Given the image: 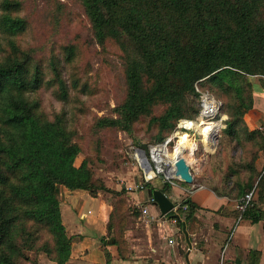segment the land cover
Returning <instances> with one entry per match:
<instances>
[{"label":"trees","instance_id":"obj_1","mask_svg":"<svg viewBox=\"0 0 264 264\" xmlns=\"http://www.w3.org/2000/svg\"><path fill=\"white\" fill-rule=\"evenodd\" d=\"M52 1L59 6V0ZM75 1L92 41L104 51H118L124 97L113 108L114 116L94 115L87 135L94 138L95 155L87 154L77 167L85 136L64 111H47L41 93L52 90L67 103L72 90L83 93L86 86L81 89L74 76L69 84L54 54L45 64L36 48L23 47L20 37L29 27L21 16L23 2L0 0V264H20L30 253L67 264L74 237L63 222L64 191L114 196L107 234L126 259L125 229L129 217L140 214L126 190L112 192L95 178V163L103 162L101 135H134L147 121L157 131V144L165 142L182 120L199 116L201 93L226 101L220 144L242 151L239 159H231L221 188H209L241 206L248 193L264 184V171L256 164L264 158V132L250 131L245 121L254 104L252 79L264 80V0ZM63 55L72 65L76 48L64 47ZM175 207L167 216L190 232L200 208L188 198ZM234 216L264 225V209L257 202ZM106 256L109 262L107 250ZM247 259L260 264V253L248 251Z\"/></svg>","mask_w":264,"mask_h":264},{"label":"crops","instance_id":"obj_2","mask_svg":"<svg viewBox=\"0 0 264 264\" xmlns=\"http://www.w3.org/2000/svg\"><path fill=\"white\" fill-rule=\"evenodd\" d=\"M252 82L254 104L245 121L250 131L264 132V80L255 77ZM215 136H211L210 140L204 139L205 143L210 145ZM82 161L75 165L79 167ZM257 163V166L264 165V158L260 157ZM123 180L128 182H123L119 190L114 188V181L103 178L112 192L126 190L130 205L137 208L140 214L129 217L125 229L129 255L121 259L117 247L113 245V237L107 234L109 216L116 201L111 193L102 192L92 197L84 191H64L63 222L68 234L74 237L67 264H248V251L259 252L260 264H264L263 222L253 224L235 217L234 213L239 209L238 201L219 197L206 185H199L200 189L194 183L171 186L167 195L175 205L188 198L200 208L195 214L196 221L190 224V232H187L150 204L149 188L140 189L145 181L143 175L129 170ZM150 186L161 188L163 181L155 178ZM191 188L197 190L193 194L186 193ZM254 202L260 203L264 209V184L257 186ZM144 209H148L157 220L148 223ZM106 250L110 255L109 262ZM20 264L56 263L44 254L37 256L30 253L28 259Z\"/></svg>","mask_w":264,"mask_h":264},{"label":"rangeland","instance_id":"obj_3","mask_svg":"<svg viewBox=\"0 0 264 264\" xmlns=\"http://www.w3.org/2000/svg\"><path fill=\"white\" fill-rule=\"evenodd\" d=\"M22 2L21 16L26 18L29 27L26 33L20 37V44L23 47L36 48L39 58L45 64L54 54L62 62L64 79L70 84L74 76L79 79L81 89H83L84 84L86 86L83 93L80 90H72L71 98L67 103L60 102L52 90L44 89L41 93L43 105L47 111H64L68 121L73 122V124L76 122L80 134L85 136V141L82 143L84 153L79 155L76 160V163H79L84 160L87 154L95 155L94 138L87 135L94 115L114 116L113 108L124 97L122 62L115 48L104 51L92 41L89 33V23L77 1L59 0V6L56 4L58 7L52 0H22ZM66 46L76 48L75 61L72 65L67 64L64 60L63 48ZM213 98L226 102L223 98ZM84 108L88 110L85 114L81 111ZM160 112L161 108L157 110L156 114ZM71 117L74 119H71ZM198 117L175 128L174 132L168 137L173 136V141L168 146L169 148L166 146V152L168 155H177L170 158L173 164L180 158L185 161L188 159L193 160L191 168L195 177V187L206 185L221 188V180L227 172V167L231 164V159H239L242 151L220 144L222 129L225 126L224 122L227 117L225 112H221L220 117L217 119L220 124L224 119L222 127L219 126V139L216 141L215 136L210 145H208V141H206L208 144L205 143L204 131L202 130L204 128L203 120L200 117L197 121ZM218 123L216 122V124ZM147 126V121L139 124L134 135L125 132H106L102 134L101 158L103 162L97 161L95 163V178L102 181L103 178L114 181V188L119 190L122 188L121 184L123 182L127 184L128 181H124L123 177L129 170H134L145 178L146 173L137 159L136 150L143 144L148 147L157 144L155 140L157 131L151 130ZM187 129H192V131L187 132ZM207 132L208 130H206ZM176 134H181L187 139L183 140L181 136L177 138ZM191 142L195 145V150L193 149L195 155L191 151ZM218 151L220 155L216 154ZM257 167L261 172L264 171V165H258ZM154 172L157 174L155 167ZM152 182L153 180L147 184ZM177 183H179V186L184 184L180 181H177ZM132 186L135 189L133 182Z\"/></svg>","mask_w":264,"mask_h":264},{"label":"built area","instance_id":"obj_4","mask_svg":"<svg viewBox=\"0 0 264 264\" xmlns=\"http://www.w3.org/2000/svg\"><path fill=\"white\" fill-rule=\"evenodd\" d=\"M201 95H202V96H201V108H202V111H201V113L199 114V117H198L197 121L200 119V117L203 116V114H204V112H205V103H206L207 100H212L213 102H215V103L218 104V108H219V109H218V111H217L218 113H217L216 116H215L216 118L220 117L221 112H225V102H223L222 100H216L215 98H213L211 95H209V94H207V93H201ZM220 110H221V112H220ZM222 114H223V113H222ZM205 116H206V115H205ZM205 116H204V117H205ZM187 121H188V120H182V121L178 124V127H180L183 123H186ZM223 122H224V119L221 121V127H222V123H223ZM221 127H220V128H221ZM190 131H192V129H187V132H190ZM219 131H220V129H219ZM172 137H173V136H172ZM172 137L168 138L167 141H166L165 143H163V144H166L167 147H168V146L172 143V141H173ZM163 144H156V145H153V146H150V147H149V156H148V163H147V166L149 167V169H151V170H153V171H154V167H155V169L157 170V174H158V175L166 176V177H167V175H166V173H165V170L168 168V165H165V164L162 165L163 170H162V171H159L158 168H157L156 160H155V159H156V156H154V151H155L157 148H159L161 145H163ZM168 148H169V147H168ZM136 151H137V156H138L139 149H137ZM137 159H138V158H137ZM138 161L140 162V159H138ZM175 164H176V163H175ZM175 164H173V167H174V173H175V171H176ZM140 165H141V164H140ZM143 169H144V168H143ZM144 170H145V169H144ZM145 173H146L145 181H144L143 185L140 186V189H145V185H146L148 182H150V181H152L153 179H155V178L158 177V175L155 173V177H154L153 179H149V178H147V171H146V170H145ZM165 181H167L172 187L178 185L177 181L182 182V181H181L180 179H178L176 176H175V177H171V178H168V177H167V179H166ZM182 183H184V182H182ZM200 188H202V187H199V188H197V189H200ZM197 189H195V188H191L190 190H187L186 193H188V194H193ZM255 191H256V189L253 190L252 192L248 193V194L245 196V198L243 199V201H244V205H241V206L239 205V209H240V210H244L246 206H248V205H250L251 203L254 202ZM150 204L153 205V200H152V199H150ZM182 208H183L184 211L187 210V206H183ZM177 209H178V207H175L173 211L176 212ZM143 214L146 216V221H147L148 223H152V222H154V221L157 220V218H156L155 216H153V215L150 214V212L148 211V209H144V210H143ZM173 222H174L175 224L178 223V221H177L176 219L173 220ZM170 243H173V241L170 240Z\"/></svg>","mask_w":264,"mask_h":264},{"label":"water","instance_id":"obj_5","mask_svg":"<svg viewBox=\"0 0 264 264\" xmlns=\"http://www.w3.org/2000/svg\"><path fill=\"white\" fill-rule=\"evenodd\" d=\"M227 120V117H226ZM219 139V132L216 135V141ZM139 152L143 154V159L140 160L141 166L148 171L149 167L148 156H149V147L146 144H143L139 147ZM175 176L180 179L182 182L192 185L194 183V176L191 170V166L187 164V162L180 158L176 164ZM158 180L163 181V187L158 188L154 186H150L148 189V194L150 198L153 200V206L157 207L162 216H167L171 212H173L175 208V204L168 197L167 192L171 188V185L165 181L167 179L166 176L157 177Z\"/></svg>","mask_w":264,"mask_h":264},{"label":"bare ground","instance_id":"obj_6","mask_svg":"<svg viewBox=\"0 0 264 264\" xmlns=\"http://www.w3.org/2000/svg\"><path fill=\"white\" fill-rule=\"evenodd\" d=\"M218 104L213 102L212 100H207L205 103V112L203 114V116L201 117V119L203 120V127L207 128L204 129L202 128V130L204 131V139L206 140H210L211 136L217 135V133L219 132V126L221 127L220 121H217L218 118H216V114L218 113ZM206 115V116H205ZM205 116V117H204ZM216 122L218 124H216ZM206 130H208V132L206 133ZM174 143V142H173ZM191 151L194 153L195 149H194V143L191 142ZM166 144L164 146H160L159 148H157L154 151V156H156V163H157V168L159 171H162V165H168V168L165 170V173L167 175L168 178L171 177H175V173H174V167H173V163L171 162L172 157H176L177 155H168L166 152ZM215 148V147H212ZM175 149V148H174ZM173 149V150H174ZM194 149V150H193ZM195 155V153L193 154ZM138 159L142 160L143 159V154L141 152L138 153ZM187 164L189 166H191V163L193 162L192 159H188ZM147 178H151L153 179V177H155V172L151 169H149L147 171Z\"/></svg>","mask_w":264,"mask_h":264}]
</instances>
